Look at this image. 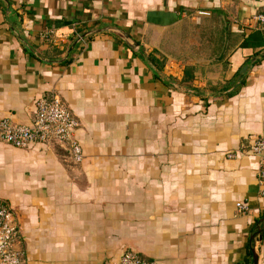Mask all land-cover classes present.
I'll return each instance as SVG.
<instances>
[{
  "label": "crops",
  "instance_id": "1",
  "mask_svg": "<svg viewBox=\"0 0 264 264\" xmlns=\"http://www.w3.org/2000/svg\"><path fill=\"white\" fill-rule=\"evenodd\" d=\"M261 12L264 0H0V118L30 125L37 100L58 93L84 155L74 164L59 145L0 142V200L17 218L25 264H118L125 250L161 264H252L258 160L227 154L264 136V59L231 97L217 94L264 54L252 21ZM106 27L162 60L177 84L189 68L190 88L160 82L111 32L61 64L77 37ZM254 248L264 264V238Z\"/></svg>",
  "mask_w": 264,
  "mask_h": 264
},
{
  "label": "built area",
  "instance_id": "2",
  "mask_svg": "<svg viewBox=\"0 0 264 264\" xmlns=\"http://www.w3.org/2000/svg\"><path fill=\"white\" fill-rule=\"evenodd\" d=\"M199 15H207L202 12ZM255 29L264 37V12L253 17ZM79 122L70 112L58 93L39 98L30 125H19L0 118V142L18 150H29L34 146L59 145L74 164H80L83 151L75 138ZM239 155H251L258 160L257 183L260 196L264 197V136L249 135L240 144L236 153L227 154L228 159ZM239 213L245 214L249 206L237 203ZM21 245V232L17 218L11 208L0 200V264H25ZM118 264H161L155 260H145L134 251L125 250Z\"/></svg>",
  "mask_w": 264,
  "mask_h": 264
},
{
  "label": "trees",
  "instance_id": "3",
  "mask_svg": "<svg viewBox=\"0 0 264 264\" xmlns=\"http://www.w3.org/2000/svg\"><path fill=\"white\" fill-rule=\"evenodd\" d=\"M16 36L18 37V39H22V37L16 32ZM119 40L120 42H122L121 38L118 36V35H115ZM234 39H236V37L233 36ZM23 41V40H22ZM234 41V40H233ZM234 44V42H233ZM235 46V45H234ZM29 51V49H28ZM138 55L140 56V59L146 64L148 65V67H150V69L153 71V73L155 74V77L160 81V82H163L165 85L169 86L170 88L172 89H178L179 88V85H184L185 87L187 88H190L189 87V82L192 80L193 76L191 74V70L189 68H187L184 72V77L183 79L181 80L180 84H177L175 83L174 80H172V78L170 77H166L164 75L161 74V71H162V68L164 66V62L159 59H157L154 55H145L143 51H138ZM261 53L260 52H255L252 54V56L248 59H246V61L244 62L243 65H245L246 63L249 62V60H251L252 58L260 55ZM262 59H259L257 62L261 61ZM71 60H70V56L68 57V59L61 63L62 65L63 64H67L69 63ZM245 84V80L243 79L242 80V83H241V86H243ZM225 91V89L223 90V92ZM236 91V90H235ZM234 91V92H235ZM234 92H231L229 94H226V95H222L221 92L218 93L217 95L218 96H225V97H231V95L234 93ZM193 94L195 95H198L199 94V91L197 90H194L192 89V92ZM261 219H264V212H262L259 216L258 219L255 220L254 224L252 225V227L250 228V234H254L255 232H257V226L258 228L261 230V232L257 235V237L259 238V242H261L264 238V223H261L260 220ZM253 244H254V241L252 243H250V248H249V251H248V255H249V258L251 259L252 257V254H251V248L253 247Z\"/></svg>",
  "mask_w": 264,
  "mask_h": 264
},
{
  "label": "water",
  "instance_id": "4",
  "mask_svg": "<svg viewBox=\"0 0 264 264\" xmlns=\"http://www.w3.org/2000/svg\"><path fill=\"white\" fill-rule=\"evenodd\" d=\"M104 32H111L114 34H117L118 36H120V38L122 39V41L134 52H138L139 50V45L137 44V42H135L132 38H130L129 36L126 35L125 32L121 31L118 28L115 27H106L103 29H97V30H92L89 31L87 33H84L82 35H80L79 37H77V39L71 44L70 48L68 49V51L65 54V57L63 58L62 61L66 60L69 53L71 51L74 50L75 46L78 45L80 42H82L84 39L88 38L91 35L94 34H98V33H104ZM259 59H264V54H260L254 58H252L251 60H249L248 63H246L241 69L240 71L237 73L236 77L234 78V80L232 82L229 83V85L227 86L224 94H229L231 92H233L234 90H236L238 87L241 86L242 80L246 74V72L248 71V69L254 65ZM261 223H264V219L260 220ZM261 232V230L258 228L257 226V232H255L254 234H252L250 236V243H252L254 241V244L256 242H258L259 238L257 237V235ZM254 244L253 247L251 248V254H252V264H258V251L254 248Z\"/></svg>",
  "mask_w": 264,
  "mask_h": 264
},
{
  "label": "rangeland",
  "instance_id": "5",
  "mask_svg": "<svg viewBox=\"0 0 264 264\" xmlns=\"http://www.w3.org/2000/svg\"><path fill=\"white\" fill-rule=\"evenodd\" d=\"M206 17V16H205ZM185 28H189V29H186L184 32H183V30L181 31L182 32V35H183V39L184 38H186V40H182L184 43H183V46L185 47V46H187L188 44L191 46L193 43H191L189 40H191L194 36H193V31H192V29H193V27L192 26H190V27H185ZM184 28V29H185ZM207 28V29H206ZM206 28H204V29H202V31L203 32H208L207 34H209V29H208V25H206ZM197 38V37H196ZM209 39L210 38V36H206V37H202V40H204V39ZM187 41H189V42H187Z\"/></svg>",
  "mask_w": 264,
  "mask_h": 264
}]
</instances>
